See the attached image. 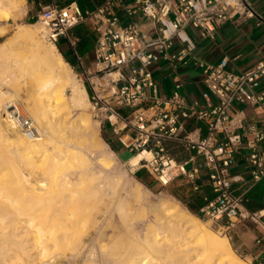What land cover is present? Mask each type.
Masks as SVG:
<instances>
[{
    "label": "built area",
    "instance_id": "built-area-1",
    "mask_svg": "<svg viewBox=\"0 0 264 264\" xmlns=\"http://www.w3.org/2000/svg\"><path fill=\"white\" fill-rule=\"evenodd\" d=\"M255 14L251 0H105L92 11H82L77 2L61 6L53 0L42 8L37 21L45 40L58 45L61 38L65 39L81 65L74 28L85 22L92 24L97 35L95 68L81 75L91 88L89 98L100 125L105 121L114 127L122 123L136 131V148L154 151L162 167L167 168V172L160 171L161 175H169V179L170 159L163 156L167 141L184 143L193 152L192 159L202 155L211 171L214 196L206 198L198 215L220 223L226 231L236 222L252 223L257 252L250 257L251 264H264V208H247L246 194L235 186L244 178L230 171L241 149L249 148L246 159L252 165L253 182L264 177V149H259L264 131L255 125L243 127L241 114L230 112L236 101L259 103L264 112V91L255 92L264 81V54L253 68L240 73L227 69V58L219 63L197 59L195 64L202 68L207 88L204 107L197 102L189 104L180 83L170 96H160L150 70L160 58L187 62L197 46L188 28L199 29L202 36H213L226 21ZM142 20L154 25L155 35L141 30ZM175 43L179 46L174 49ZM189 118L206 122L205 136L187 131ZM5 120L29 139L39 134L34 120L15 102L6 104ZM180 168L185 171L184 166Z\"/></svg>",
    "mask_w": 264,
    "mask_h": 264
},
{
    "label": "bare ground",
    "instance_id": "bare-ground-1",
    "mask_svg": "<svg viewBox=\"0 0 264 264\" xmlns=\"http://www.w3.org/2000/svg\"><path fill=\"white\" fill-rule=\"evenodd\" d=\"M11 1H14V7H21L25 0ZM1 2L0 14H3L5 3ZM27 34L33 36L29 30ZM40 47L43 62L35 63L37 65L33 69L39 73L41 68H45L49 76L36 78L34 93L47 101L44 113L51 109L50 101L53 97L55 100L65 99L67 104L64 85H68L73 92L71 101L74 109L84 110L86 107L83 100L88 99V92L85 86L75 81L70 64L55 48L44 44ZM2 96L0 92V106ZM88 120L85 119L81 130V135L85 137L93 129ZM53 122L50 120L51 124ZM4 130L0 126V139H9V134L12 135L19 157L27 165L38 166V159L34 158L48 151L50 139L43 136L24 145V140L16 130L9 133ZM62 143L54 145L51 158L44 154L38 157L39 161L42 157L45 163L42 174L48 173V176L57 178L58 181L54 180V183L44 182L45 177L38 178L36 175V179L32 178L31 181L28 177V181L19 176L22 172L15 173L19 175L11 178V174L8 176L0 163V264H41L48 261L47 257L51 258L55 251L66 254L68 250L75 249H79L78 258L90 261L99 256L102 259L100 262L107 264H249L235 253L227 236H218L199 217L179 204L151 203L149 213L142 214V209L135 204L131 206L129 202H123L126 197L122 184L117 180L109 183V190L108 187L75 189L83 179L67 181L65 176L68 173L65 175L63 170L67 169L65 163L78 152H75L73 146L64 143L63 146ZM96 147L101 156L108 154V145L104 140H100ZM29 150L31 153H41L33 158ZM151 154L147 151L138 153L130 162L137 164L142 158L149 160L153 158ZM130 192L135 199H142L140 190ZM34 201L35 206L29 208V203L34 204ZM91 241H98L99 246L93 242L91 245ZM32 249H38L37 254L32 253Z\"/></svg>",
    "mask_w": 264,
    "mask_h": 264
},
{
    "label": "crops",
    "instance_id": "crops-1",
    "mask_svg": "<svg viewBox=\"0 0 264 264\" xmlns=\"http://www.w3.org/2000/svg\"><path fill=\"white\" fill-rule=\"evenodd\" d=\"M105 0H57L61 6L71 2H77L82 11H92L100 6ZM53 0H27V9L25 16L30 20H35L42 8L51 4ZM254 17L236 16L222 26L216 28L213 36H202L199 29L190 27L189 33L196 42V49L192 56H189L187 62H173L158 59L150 66V70L157 82L158 93L160 96H170L177 84H181L180 91L186 97L189 104L197 102L202 107L206 106V100L203 97L207 90L204 83V73L202 68L195 64L197 59L219 63L227 58V69L234 73L245 72L253 68L264 54V3L254 5ZM140 28L144 32L155 35L154 25L147 21H139ZM97 36L94 38V44L91 49L81 56L82 65L73 53H69L63 48L65 55L74 60L71 67L79 68L82 74L85 70L92 71V58L95 61L94 47ZM67 42V41H66ZM179 45L175 43L174 49ZM56 47L61 46L58 44ZM65 54V55H64ZM264 91V81L255 89L256 93ZM214 101L215 98H214ZM230 112L232 115L240 113L243 118V127L255 125L258 129L264 131V112L261 104L256 102H234ZM187 131H194L196 135L205 136L207 133L206 122L204 120L189 118L185 122ZM242 131V128L239 129ZM102 139L109 146L111 151L120 159V161L130 165L129 161L138 153H143L136 148L137 132L124 128L122 123L117 127L112 126L108 121L101 125ZM244 140H246L244 138ZM259 149H264V141L259 144ZM149 152V151H147ZM250 152L249 148H243L236 157V160L230 167L232 175H241L244 180L235 186L238 192H244L248 198L247 208L257 210L264 208V177L253 182L251 177L252 165L246 159ZM151 159L142 158L140 163L133 169L136 179L144 186L150 189L165 190L170 196L183 203L188 209L194 211L206 203V198H212L214 192L211 186L210 170L204 165L202 155L191 156L193 152L188 150L184 143L169 140L166 143V152L163 156L170 159L171 179L168 176H162L160 171L163 168L160 158L155 152H150ZM185 167V171L181 170ZM158 169V170H157ZM197 169V171H194ZM194 171V172H193ZM164 180V181H163ZM255 229L248 227L243 231L241 240H238V248L246 253L248 257H254L257 252L253 240Z\"/></svg>",
    "mask_w": 264,
    "mask_h": 264
},
{
    "label": "rangeland",
    "instance_id": "rangeland-1",
    "mask_svg": "<svg viewBox=\"0 0 264 264\" xmlns=\"http://www.w3.org/2000/svg\"><path fill=\"white\" fill-rule=\"evenodd\" d=\"M7 1L0 0L1 3H5L3 5L4 13L0 14V92H2L4 95L2 96V106H0V126L6 130V133H9V131L12 130H16L10 122L5 120L6 104L9 102H15L16 104L21 106L24 113H26L34 120L39 130V135L36 138L31 139L22 135L16 130V132H18L21 138L24 140L23 144L26 145V142H31L32 140L42 138L43 136L46 137L47 140L48 138L50 139V143L47 144L48 153H31L32 151H28L30 152V155L33 154V158L38 153H41L40 155H37L38 157L44 154L45 156L51 158L53 156L52 153L54 145L57 143L60 144L62 142L65 145L69 144L73 146L75 152H78V154L72 156L68 162H64L66 164L65 167L67 169L63 170L65 175L66 173H68V175H66L67 177L65 176L67 181H72L79 178L83 179L81 184L74 187L75 189L78 187V189H90L98 187H105L106 189V187H108L109 190V183L117 180L122 184L124 194L127 195L125 196L123 194L124 198L126 197L125 199H123V202H129L128 204L131 206L135 204L134 206H138L143 210H141L142 214L149 213L151 203L157 204L160 202H169L172 204H179L181 205V207L183 206V208H187L183 203L170 196L165 190L150 189L144 186L143 184H140V182L136 179L133 173V169L140 163V161L137 164H134L129 161L130 165H128L120 161V159L111 151L109 146L107 147L109 155L106 154L104 157L98 153V150H96V145L97 143L99 144L100 140H103L101 135V125L98 118L96 117V110L94 109L93 104L91 103L89 98L91 88L89 86V83L86 81L85 77L79 72V68L76 69L72 67L75 81L85 86L88 92V99L84 98L83 100L86 108L82 110L75 107L74 109V106L72 105L73 103L71 101L73 92L68 85H64L63 87L66 96L68 97L67 104H65V99L55 100V98L53 97L54 100L51 99L50 101L51 109L44 113V106L47 101H44L39 96L38 98L37 95L34 93L35 84L37 82L35 80L37 77H47L49 76V74H47V70L45 68H41L39 73L34 72L33 68L35 67V65L38 64V62L39 64H42L40 63V61L43 62L41 59V54L39 53L41 50V45L44 44L47 47L55 48L56 52H60V47L56 48L52 43L45 40L42 34V27L37 21V19L30 20L25 16V12L27 9V0L24 1V4H22L21 7H14V1ZM251 1L254 5H262L264 3V0ZM1 9L2 8L0 7V10ZM27 30L31 31L33 33V36L30 37L27 34ZM58 44L61 46V49L65 48L66 51L73 54L72 49L70 48L69 44L66 42L65 39L61 38ZM94 64L95 61L94 58H92V66ZM35 96L37 98H35ZM87 118H89L88 121H90V123L92 124L93 129L89 133V135L87 134L88 137H85L81 135V130L84 128L83 123ZM50 120L51 122H53L52 120H55L56 123L53 122L51 124ZM77 126L79 133L77 131ZM0 141V163L6 169L8 176L9 174H11L10 177L13 178L19 175L15 173L22 172L19 176H23L26 179L30 178L31 181L33 179H36L37 177H45L43 178L45 179L44 182L54 183V180L56 182L58 181L57 178L55 179L48 176V173L45 174L47 178L45 175L42 174L45 169V163L42 161L44 159L41 160L42 157L40 158V161L38 157L34 158L36 160L38 159V164L36 163L38 166L36 167L29 164L28 166L27 163L22 158H20L18 153L15 151L16 141L13 139L12 135L10 136L9 134V139H0ZM67 163L69 164L67 165ZM26 171L30 172L31 174L27 173ZM26 174L30 175L26 176ZM34 175H36L37 177ZM30 179L28 181H30ZM56 185L55 186L58 187V184ZM52 186V188H54V184ZM137 189L141 192L142 199L140 200L135 199L133 194H131L130 192V190ZM31 205L35 206V201L34 204L30 202L28 207L32 208L33 206ZM190 212L194 216L199 217L203 221L204 225L210 228L216 234H218V236H227L231 241L235 253L245 259L249 264H251V258L248 257L246 253L243 252L240 248H238V240H241L245 228L251 227L254 229V225L252 223H247L246 225H244L241 222H236V225L230 231H226L220 223L199 216L191 210ZM93 241L90 242L91 245ZM94 244H96L95 246L97 247L99 246L98 241ZM37 252L38 249H34L32 253L37 254ZM75 255L77 256L76 258H78V256L80 255L79 249L78 251L77 249L71 251L68 250L66 254H61L59 251H55L53 254H51V258L50 256L47 257L48 261L41 264H107L106 262H100L102 259L101 257L99 258V256L95 257L90 261H86L79 257L76 261V258H74ZM72 257L73 259L71 260Z\"/></svg>",
    "mask_w": 264,
    "mask_h": 264
},
{
    "label": "trees",
    "instance_id": "trees-1",
    "mask_svg": "<svg viewBox=\"0 0 264 264\" xmlns=\"http://www.w3.org/2000/svg\"><path fill=\"white\" fill-rule=\"evenodd\" d=\"M74 33L78 37V42H77V45H76V50H77L78 54L80 56H82L83 54H85L86 52H88L91 49V47L93 46V44H94V38H95V36H97L96 35V32H95V30H94V28H93V26H92L91 23L85 22V23H82V24L76 26L74 28ZM60 51L62 53H64L63 49H61V48H60ZM65 58H66V60L68 62H70L71 64L74 65V60L70 59L66 55H65ZM189 210H191L192 212L198 214L197 211H194L190 207H189Z\"/></svg>",
    "mask_w": 264,
    "mask_h": 264
}]
</instances>
